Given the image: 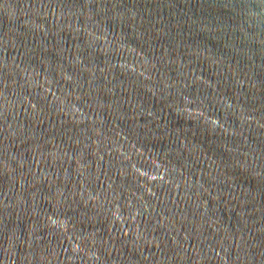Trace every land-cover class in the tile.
Wrapping results in <instances>:
<instances>
[{
    "label": "water",
    "instance_id": "95a60500",
    "mask_svg": "<svg viewBox=\"0 0 264 264\" xmlns=\"http://www.w3.org/2000/svg\"><path fill=\"white\" fill-rule=\"evenodd\" d=\"M0 264H264V0H0Z\"/></svg>",
    "mask_w": 264,
    "mask_h": 264
}]
</instances>
